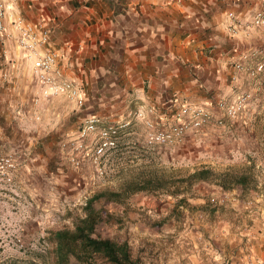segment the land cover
Wrapping results in <instances>:
<instances>
[{
  "label": "rangeland",
  "instance_id": "obj_1",
  "mask_svg": "<svg viewBox=\"0 0 264 264\" xmlns=\"http://www.w3.org/2000/svg\"><path fill=\"white\" fill-rule=\"evenodd\" d=\"M232 1L228 11L242 18L264 7V0ZM232 47L238 53L232 65L246 54V65L253 66L264 58V28L232 36ZM256 49L262 52L247 54ZM0 57L8 65L5 54ZM26 66L11 78L14 86L11 82L6 92L0 87V158L10 156L15 164L10 181L0 176V264H53L48 231L71 226L72 218L82 214L84 200L96 191L118 190L139 174L175 178L202 166L250 172L256 186L245 191L199 181L180 206L176 203L182 193L140 191L121 203L100 198L95 207L114 216L101 222L97 233L126 240L141 264H264V70L255 77L232 74V94L226 96L251 90L250 112L244 124L219 136L222 142L201 157L204 162L188 158L181 147L145 146L137 125L120 134L106 173L97 176L90 164L76 170L67 159L64 143L75 137L80 111L73 106L72 117H66L68 102L62 97L34 104L35 78L31 65ZM53 123L61 128L49 129Z\"/></svg>",
  "mask_w": 264,
  "mask_h": 264
},
{
  "label": "crops",
  "instance_id": "obj_2",
  "mask_svg": "<svg viewBox=\"0 0 264 264\" xmlns=\"http://www.w3.org/2000/svg\"><path fill=\"white\" fill-rule=\"evenodd\" d=\"M8 1L15 15L45 20L69 77L81 85L84 105L77 108L67 101L66 117H72L74 106L80 117L119 121L141 104L162 111L175 95L207 104L232 94V62L238 53L232 52L225 28L232 0ZM1 54L8 62L3 66L0 59V87L6 92L11 82L16 84L11 78L30 62L9 34H0ZM217 142L222 141L213 133L187 135L176 147L204 162L201 157Z\"/></svg>",
  "mask_w": 264,
  "mask_h": 264
},
{
  "label": "built area",
  "instance_id": "obj_3",
  "mask_svg": "<svg viewBox=\"0 0 264 264\" xmlns=\"http://www.w3.org/2000/svg\"><path fill=\"white\" fill-rule=\"evenodd\" d=\"M264 28V7L256 9L248 18L228 11L225 13V28L229 35L248 34L252 28ZM9 33H8V32ZM9 34L22 56L30 62L35 78L36 93L33 103L41 99L62 97L75 107L84 105V91L81 85L70 78L68 67L63 62L62 52L52 43V29L44 19L29 20L12 12L8 0H0V34ZM262 52L256 49L252 56ZM248 55H242L234 64V73L246 72L255 77L264 70V58L253 66L246 65ZM236 78L234 75L231 77ZM253 98L251 90H239L232 96H220L212 103L171 101L156 110L151 105H139L119 121H105L98 115L83 116L75 131L64 146L67 159L74 169L90 164L97 176H103L108 157L117 148L120 134L137 125L142 128V142L147 147L173 148L181 144L187 135L213 133L217 138L230 133L234 124H244L250 112L249 102ZM15 164L10 156L0 158V176L11 180ZM213 201V199H212Z\"/></svg>",
  "mask_w": 264,
  "mask_h": 264
},
{
  "label": "trees",
  "instance_id": "obj_4",
  "mask_svg": "<svg viewBox=\"0 0 264 264\" xmlns=\"http://www.w3.org/2000/svg\"><path fill=\"white\" fill-rule=\"evenodd\" d=\"M213 181L223 189L240 187L249 190L256 186V178L250 172L229 170L214 171L202 166L175 178L157 177L154 174H139L136 179L126 181L118 190L105 189L94 192L84 200L82 214L72 218L71 226H62L48 231L49 252L53 264H141L132 254L126 240L103 237L97 233L101 222L110 221L114 214L102 207H95L100 198L114 202H124L130 195L145 191L179 195L176 205L185 202L184 194L194 183ZM174 184V185H173ZM173 185V186H172Z\"/></svg>",
  "mask_w": 264,
  "mask_h": 264
}]
</instances>
